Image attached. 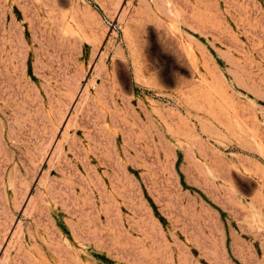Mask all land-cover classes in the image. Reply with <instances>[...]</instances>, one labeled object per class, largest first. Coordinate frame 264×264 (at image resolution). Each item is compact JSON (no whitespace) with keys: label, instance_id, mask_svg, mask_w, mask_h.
Returning <instances> with one entry per match:
<instances>
[{"label":"rangeland","instance_id":"rangeland-1","mask_svg":"<svg viewBox=\"0 0 264 264\" xmlns=\"http://www.w3.org/2000/svg\"><path fill=\"white\" fill-rule=\"evenodd\" d=\"M0 264H264V0H0Z\"/></svg>","mask_w":264,"mask_h":264}]
</instances>
